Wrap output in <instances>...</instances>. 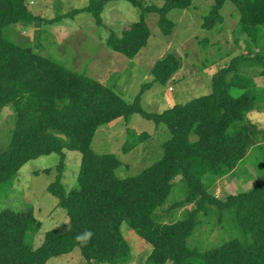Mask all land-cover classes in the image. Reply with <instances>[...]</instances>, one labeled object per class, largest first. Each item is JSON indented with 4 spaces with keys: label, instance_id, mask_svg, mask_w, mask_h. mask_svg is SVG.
<instances>
[{
    "label": "trees",
    "instance_id": "trees-1",
    "mask_svg": "<svg viewBox=\"0 0 264 264\" xmlns=\"http://www.w3.org/2000/svg\"><path fill=\"white\" fill-rule=\"evenodd\" d=\"M109 1L90 0L71 14L87 11L101 23L100 14ZM127 1L140 10V18L120 34L111 32L106 45L129 59L150 37L146 14H157L160 31L168 36L175 26L169 12L190 8L193 2L165 0L157 6L143 0ZM227 1L239 11L240 31L251 36L252 43L258 26H264V0H214L203 16L202 28L211 30L223 22L221 9ZM40 20L27 0H0V113L7 105L15 108L9 146L0 152V184L14 178L28 160L57 153V175L47 190L65 209L69 227L62 232L46 231L40 245L33 248L26 235L41 228L33 210H0V264H47L51 257L75 248L86 264H125L131 259V247L121 232L124 221L151 245L146 264H264V176L252 188L224 199L209 192L216 180L238 168L254 146L264 145V129L248 118L256 99L264 102V86L255 91L254 77L246 70L261 66L259 74L264 80V54L233 57L212 77L209 93L153 113L141 107V95L154 83L165 85L173 78L181 69L179 56L167 52L156 60L150 69L151 80L128 103L104 83L3 37L9 25ZM232 86L242 91L232 94ZM133 113L163 123L170 136L162 143L158 160L136 175L120 178L115 173L120 160L113 153H95L91 142L100 126L118 117L127 121ZM129 133L124 152L149 137L148 133ZM64 149L81 153L77 186L70 190L61 181ZM177 176L185 182L187 193L169 208L190 207L181 219L156 223L152 214L167 200ZM214 212L226 216L242 236L207 251L189 247L187 239L198 216ZM86 229L94 236L81 247L75 236Z\"/></svg>",
    "mask_w": 264,
    "mask_h": 264
},
{
    "label": "rangeland",
    "instance_id": "rangeland-1",
    "mask_svg": "<svg viewBox=\"0 0 264 264\" xmlns=\"http://www.w3.org/2000/svg\"><path fill=\"white\" fill-rule=\"evenodd\" d=\"M90 0H27L31 11L42 20L19 22L3 30V37L22 47H30L45 57L59 62L66 68L83 73L113 88L126 102L131 103L143 83L151 80L150 69L156 60L167 52H173L181 59V69L165 85L154 83L141 95V107L147 112L161 113L176 104H183L211 91L212 77L218 70L238 55L250 57L264 54V26H258L256 39L252 43L247 33L240 31V13L236 6L227 1L221 9L223 22L213 29H204L201 24L214 0H193L190 8L173 9L168 17L175 26L170 35L161 33L158 15L148 13L145 20L150 29L146 46L132 59L111 50L106 40L111 32L120 34L131 23L140 18V10L127 0H112L104 5L100 14L101 23L87 11L71 14L74 9L86 6ZM146 4L160 6L165 0H143ZM249 37V38H248ZM258 50V51H257ZM249 76L256 79L261 66L248 67ZM246 76V75H244ZM258 77V76H257ZM258 81V79H256ZM242 90L232 86L231 93ZM258 127L264 129V102L258 98L255 108L248 113ZM15 125V108L7 105L0 113V152L9 146ZM233 126L230 132L233 131ZM129 131L135 135L148 133L149 137L133 150L124 152ZM170 132L163 123L133 113L126 121L123 117L100 126L92 139L91 148L97 154L113 153L121 162L115 173L120 178L130 177L158 160L162 143ZM264 144V142H263ZM256 147V148H255ZM65 168L62 184L66 190L77 186L81 153L64 149ZM59 162L57 153L41 155L28 160L14 178L0 184V210H33L41 221L38 231L30 230L26 241L36 248L46 231H65L69 220L64 208L57 205L58 199L47 190L56 178L55 169ZM47 169V170H46ZM264 176V145L253 151L238 164L233 174H226L218 183L210 186L209 192L224 199L228 194L252 188ZM187 193L181 176L173 180V187L167 200L152 214L156 223H171L186 214L188 206L169 208ZM219 212L200 214L198 222L187 239V245L200 251H207L232 237H241V231L230 226L229 219L221 218ZM222 220V222H220ZM209 222V223H208ZM121 232L131 247V259L125 264H146L151 245L145 242L127 221L121 224ZM47 264H86L78 248L51 257ZM110 264V263H104ZM166 264H172L168 262Z\"/></svg>",
    "mask_w": 264,
    "mask_h": 264
},
{
    "label": "clouds",
    "instance_id": "clouds-1",
    "mask_svg": "<svg viewBox=\"0 0 264 264\" xmlns=\"http://www.w3.org/2000/svg\"><path fill=\"white\" fill-rule=\"evenodd\" d=\"M94 233L91 230H84L75 236V240L81 247H86L92 240Z\"/></svg>",
    "mask_w": 264,
    "mask_h": 264
},
{
    "label": "crops",
    "instance_id": "crops-1",
    "mask_svg": "<svg viewBox=\"0 0 264 264\" xmlns=\"http://www.w3.org/2000/svg\"><path fill=\"white\" fill-rule=\"evenodd\" d=\"M258 76V77H257ZM256 79H258V81L256 79H254V83H255V88L254 90L255 91H259V89H262L263 86H264V80H263V77L260 75V74H257L256 76ZM236 169V168H235ZM234 169V170H235ZM234 170L230 173V174H233ZM225 177V176H224ZM221 178H219L218 180H216L215 183H218L220 181Z\"/></svg>",
    "mask_w": 264,
    "mask_h": 264
}]
</instances>
